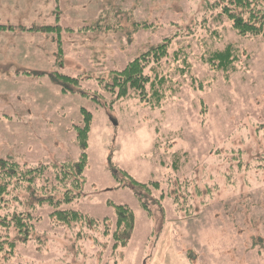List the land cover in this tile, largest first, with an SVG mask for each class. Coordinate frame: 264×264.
Here are the masks:
<instances>
[{"label":"rangeland","instance_id":"rangeland-1","mask_svg":"<svg viewBox=\"0 0 264 264\" xmlns=\"http://www.w3.org/2000/svg\"><path fill=\"white\" fill-rule=\"evenodd\" d=\"M99 2L98 17L85 18ZM228 2L55 0L62 15L35 27L51 28L39 32L53 42L44 45L52 74L40 83L33 71L19 86L3 83L1 92L20 88L21 96L13 115L0 114V160L48 166L52 184L46 192L39 190L44 182L36 194L26 187L16 192L19 201L8 210L32 211L34 231L18 238L9 230L8 241L19 242L0 264H264V37L233 31L221 14ZM57 24L69 33L59 36ZM169 38V56L146 70L154 83L165 82L159 106L136 95L116 99L107 90L112 71ZM228 43L242 56L229 76L203 62L209 49ZM82 109L92 119L81 190L58 208L31 205L65 196L51 165L83 153ZM17 184L13 179L8 188ZM120 205L132 210L135 227L115 248ZM57 210L86 220L64 225Z\"/></svg>","mask_w":264,"mask_h":264},{"label":"trees","instance_id":"trees-1","mask_svg":"<svg viewBox=\"0 0 264 264\" xmlns=\"http://www.w3.org/2000/svg\"><path fill=\"white\" fill-rule=\"evenodd\" d=\"M222 16L226 17L231 23V28L240 36L245 37H264V0H229L228 4L223 6ZM221 16V17H222ZM0 29H6L5 26H0ZM33 30L49 32L51 28L49 26L41 28H32ZM60 27H54L53 31L59 34ZM41 33V32H40ZM214 37L219 35L215 31ZM175 39V38H174ZM172 38L165 39L163 43L156 47L149 49V51L143 53L138 58L131 61L122 71H112L110 74L111 84H108L107 89L112 94H116V99H128L136 95L141 101H150L154 106H159L164 99L163 77L159 78L155 83L151 80V77L146 73V70L151 64H160V62L169 56V49L172 43ZM59 43V50L61 48V42ZM203 62L209 64L215 72L218 73H235L238 69L236 64L241 61V54L232 43H228L223 49L215 48L209 49L204 55ZM58 79L67 81L69 83H77V79L70 78L63 75H54ZM150 87V92L148 91ZM152 90V92H151ZM149 101V102H150ZM83 114V126L77 128L78 143L83 148V153L76 161H66L59 164H52L51 169H54V180L59 181L58 186L67 189L65 196L60 200H54L53 195L50 197L35 198L31 205L48 204L49 206L57 207L61 204H69L72 202L74 192L81 190L83 183L84 172L88 167V135L91 131V115L88 110L82 109ZM50 167L42 165L37 167L22 166L14 161L0 160V182L5 181L4 185H0V258L2 253H10L15 249L18 242L14 239V242L8 241L9 230L15 231L16 235H32L35 224L33 222V212H17L9 211L10 206H14V202L19 201L16 192L23 188L33 189L36 194L37 184L44 182L46 185L42 186L41 191L48 190V184H52L49 177L45 176ZM46 171V172H45ZM45 173V174H44ZM46 178V180L44 179ZM15 180L18 184L13 187V190L8 188V183L11 184L12 180ZM133 185H139L140 187H147V185L140 184L132 179ZM74 188L73 191H68L69 185ZM27 185V186H26ZM54 185V184H53ZM155 187L157 183H153ZM55 186V185H54ZM34 194V195H35ZM12 196V197H11ZM21 204V200H20ZM144 207V206H143ZM29 208V207H28ZM145 208V207H144ZM56 219L64 225L71 226L73 224L82 223L86 220V216L78 211L73 210H57L54 212ZM117 213V228L120 233L114 235L116 242L115 248L124 246L132 231L135 227V218L132 210L125 205L116 207ZM90 227H94L95 220H89ZM4 233V234H2Z\"/></svg>","mask_w":264,"mask_h":264},{"label":"crops","instance_id":"crops-1","mask_svg":"<svg viewBox=\"0 0 264 264\" xmlns=\"http://www.w3.org/2000/svg\"><path fill=\"white\" fill-rule=\"evenodd\" d=\"M54 5L55 0H0V26L6 27V29H0V114L2 117L8 119L9 115H13L12 109L16 107L15 96L18 99L21 96L20 88L16 91L14 88L8 94L1 92L3 83L9 80L13 82L14 87L19 86L23 75L29 76L27 74L32 71L38 74L35 78L30 77L34 83H40L52 74L51 66L54 63L50 64L52 57L47 56L48 52L44 45L53 47V42H49V38L32 28H35L39 22L43 23L44 19L46 24L54 18L59 19L62 13L55 12ZM100 11L101 2L96 4L95 9L85 18L95 20L98 17L95 13ZM63 16L65 17V14ZM58 27L61 28L59 33L61 37L69 33L66 28H62V24ZM2 144L3 142L0 141V146Z\"/></svg>","mask_w":264,"mask_h":264}]
</instances>
